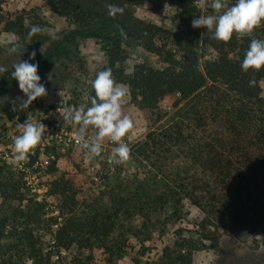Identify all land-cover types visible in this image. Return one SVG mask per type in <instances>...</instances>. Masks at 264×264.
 Instances as JSON below:
<instances>
[{"label": "trees", "instance_id": "1", "mask_svg": "<svg viewBox=\"0 0 264 264\" xmlns=\"http://www.w3.org/2000/svg\"><path fill=\"white\" fill-rule=\"evenodd\" d=\"M44 1L70 28L50 43L48 60L67 54L75 36L102 40L103 70H112L115 80L128 87L129 103L159 127L134 144L139 162L148 166L144 177L125 174L122 167L112 169L102 153V166L90 175L91 184L99 183L97 188L59 171L57 154L41 162L39 147L19 164L1 151L0 264H118L132 238L144 248L146 241L174 227L185 199L203 215L199 228L188 231L189 236L176 229L157 256L142 259L141 251L133 264H192L194 251L217 245L220 227L232 234L259 233L264 246V69L241 68L251 38L264 40V23L253 37L233 36L224 43L206 28L171 37L162 26L136 16L144 0ZM168 1L176 5L179 19L191 25L200 15L215 14L210 7L199 8L197 0ZM109 3L122 7L123 14L109 16ZM30 12L21 9L2 20V31L15 33L26 47L48 40L37 34L26 41L32 25L42 26ZM128 41L155 54L163 66L137 63L126 72L123 47ZM203 47L212 55L201 61ZM14 88L20 91L11 77L0 96L14 93ZM94 95L91 88L63 101L64 107L77 106L79 100L90 106ZM174 95L178 98L170 114L159 108L164 98ZM6 99L0 109L9 119L22 103ZM173 154L180 158L173 162ZM171 161L169 169L166 162ZM27 169L48 175L46 194L56 200L52 208L30 192ZM94 249L101 251V260L94 258Z\"/></svg>", "mask_w": 264, "mask_h": 264}, {"label": "rangeland", "instance_id": "2", "mask_svg": "<svg viewBox=\"0 0 264 264\" xmlns=\"http://www.w3.org/2000/svg\"><path fill=\"white\" fill-rule=\"evenodd\" d=\"M21 9L31 10L30 13H35L36 19L39 20L42 27L51 29L59 36L67 34L70 29L67 21L51 11L44 0H0V67L6 69V71L0 72V93L4 82L12 77L13 65L20 62L21 59L29 60L33 50L37 53L35 60L39 65L38 74L49 93L47 98H38L28 109L14 107V114L9 119L0 109V152H6L5 155L7 157L11 155L10 159L14 160V139L18 134L16 125L23 123L29 116L35 121L48 124L42 143L38 146L41 149L40 161L44 162L57 154L59 171L74 174L80 180H87L86 186L97 188L99 183L91 184L90 175L102 166V157L89 158L86 156V150L76 141L78 126L66 122L63 118V101L76 98L77 95H85L91 90V81L105 66V43L100 39L75 36L74 43L69 46L70 50L67 54H59L48 60L47 54L50 51V43L58 40L51 39L48 34H42L48 39L46 42L27 47L22 55L9 53L7 49L10 46L8 41L11 39V34L2 31V20ZM135 13L141 19L162 26L171 37L175 35L187 36V33L194 29L191 23L179 19L176 5L168 0H144L143 4L136 8ZM199 53L201 61L210 58L212 55V51L204 47L199 49ZM123 54L125 56L123 67L128 73L132 71L133 66L137 63H145L153 68L163 66L162 61L155 54L145 50L133 41L124 44ZM49 73H52V80L48 79ZM121 85L127 92V103L124 106V111L132 119L134 125L124 138V142L129 144L131 148V160L123 164L113 163L112 149L116 145L109 140H105L103 144V155L112 169L122 167L125 174H138L140 177H144L148 166L145 161L139 162L134 144L141 140L147 132L157 129L159 124H154L143 111L139 110L134 104L129 103L128 87L124 84ZM262 87L264 90V83H262ZM16 89L14 88V93L4 94L7 103L11 104L18 99L23 104V99H26V97ZM59 92L62 96L59 95ZM5 97L0 96V103L4 102L2 98ZM177 98L176 95L164 98L159 103V108L170 114L173 111L172 104ZM81 104V100H79L77 107ZM54 106L56 107L54 108ZM8 149H12V151H7ZM43 151L46 153H43ZM179 158L178 154H173V162ZM173 162L171 161L170 165L166 162L169 169H171ZM41 169H43V166H41ZM41 169L36 172L26 170V175L34 176L40 190L32 192L31 187L26 185L31 193L40 196V199H46L52 208L56 204V200L46 194L45 182L48 175L44 174ZM182 175L188 180L189 175L186 173ZM182 205L181 218L174 227L169 228L162 237L156 236L152 240L146 241L144 248L139 249V243L132 238L129 240L130 246L126 248V252L118 261V264H133V259L141 251H143L142 259L157 256L163 245L175 236L176 229L181 230L184 236L190 235L188 231L197 230L199 228L198 223L203 217L202 213L187 199L183 200ZM163 216L160 215V218ZM210 229L212 230L213 227ZM196 235L194 234V236ZM210 243V241H206L207 245H210ZM92 254L97 261L103 258L100 250L94 249ZM62 255L66 256L65 260H68L69 255L67 253L64 252ZM192 264H264V246L260 242L259 233L232 234L220 227L218 228L217 245L194 251Z\"/></svg>", "mask_w": 264, "mask_h": 264}, {"label": "clouds", "instance_id": "3", "mask_svg": "<svg viewBox=\"0 0 264 264\" xmlns=\"http://www.w3.org/2000/svg\"><path fill=\"white\" fill-rule=\"evenodd\" d=\"M197 6L201 9L210 7L215 14L194 18L192 27L206 28L214 33L216 40L224 43L230 42L233 36L253 37L254 31L264 23V0H235L231 5L229 0H197ZM106 7L111 17L122 15L124 12V9L116 4L109 3ZM37 34H48L53 40L61 39L49 28L32 25L26 41L30 42ZM8 44L9 53L22 55L27 49L15 33L11 34ZM36 55V51L33 50L29 60H35ZM29 60L21 59L13 65L14 70L11 72V76L18 82L20 91L26 97L21 105L23 109H28L38 98H47L49 95L38 74V63H30ZM241 68L245 72L264 69V40L251 38ZM3 71L6 69L0 67V72ZM48 79L52 80V73L48 74ZM254 83L250 81V84ZM91 88L95 95L90 97V106L66 105L63 108V118L66 122L78 126L76 141L86 150L87 157H101L104 151L103 144L105 140H109L116 145L112 149V162L126 163L131 160V148L124 142V138L134 126L132 119L124 111L127 92L115 80L110 68L96 74L91 81ZM59 95L62 96L60 92ZM16 127L18 134L14 139V159L19 164L27 162L30 154L42 143L47 127L29 116Z\"/></svg>", "mask_w": 264, "mask_h": 264}, {"label": "built area", "instance_id": "4", "mask_svg": "<svg viewBox=\"0 0 264 264\" xmlns=\"http://www.w3.org/2000/svg\"><path fill=\"white\" fill-rule=\"evenodd\" d=\"M46 127L48 126V124H45ZM25 181H26V184L29 185L31 187V191L32 192H38L40 190L38 184L35 182L34 180V176H30V175H26L25 176ZM46 187V186H45ZM44 187V188H45ZM47 190V189H46ZM37 199L40 200V196H37ZM62 253H64V251H62Z\"/></svg>", "mask_w": 264, "mask_h": 264}]
</instances>
